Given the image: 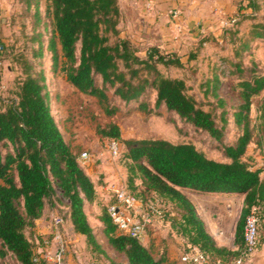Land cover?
<instances>
[{"label":"trees","instance_id":"obj_1","mask_svg":"<svg viewBox=\"0 0 264 264\" xmlns=\"http://www.w3.org/2000/svg\"><path fill=\"white\" fill-rule=\"evenodd\" d=\"M35 1H27L23 16L29 14L30 4L34 2L35 12L31 17L35 34L29 41L37 42L33 55L41 58L44 23ZM240 16L252 18L243 13ZM44 17L51 27L47 50L51 54L52 71L62 73L77 92L94 98L105 116L111 117L120 111L116 99L127 105L141 98L137 109L150 114L151 106L143 98L154 94L155 109L163 107L194 129L221 140L226 124L222 118L227 111L225 101L217 94L220 84L217 76L207 82V88L217 100L216 107L223 108L221 127L212 111L203 110L188 93L183 80L164 77L158 71V65L182 66L180 57L159 47L147 48L140 55L132 41L120 36L117 0H47ZM110 37H114V43ZM237 41L239 46L233 58L239 60H224L226 69L220 71L237 81L232 90L239 97L232 116L241 134L234 143L223 146L227 162L207 158L192 144L162 139L123 142L127 148L129 187L134 191L132 183L139 178L145 191L161 203L173 205L179 212V217L169 219L175 233L222 264L243 256L245 219L253 208L259 217L264 205L262 169H253L244 160L254 136L249 112L255 98H259L260 112L256 135L258 144L264 147V73L256 71L255 66L247 68L240 61L243 54H249L252 43L264 42V22L252 24L248 33ZM21 69L22 77L16 82L14 97L0 107V260L10 255L18 264L41 262L34 246V241H40L34 236L35 221L42 217L45 208H54L56 204L65 205L63 219L69 218L74 232L85 238L91 251L106 256L84 212V203L95 198L94 185L79 166L77 156L51 114L46 77L42 71L35 72L25 58L21 59ZM110 91L112 97L108 94ZM97 132L108 141L119 143L121 139L115 124L100 127ZM183 191L244 196L236 224L234 251L217 245ZM98 221L110 251L123 257L127 264H162L164 257L155 260L140 241L121 234L106 209Z\"/></svg>","mask_w":264,"mask_h":264},{"label":"rangeland","instance_id":"obj_2","mask_svg":"<svg viewBox=\"0 0 264 264\" xmlns=\"http://www.w3.org/2000/svg\"><path fill=\"white\" fill-rule=\"evenodd\" d=\"M26 4L28 2L26 3L24 0L20 3L22 9L20 10L21 16L26 11ZM236 5L232 17L224 23L221 30L214 33V36L207 32L201 34L197 39H187L182 43L180 51L162 47L166 52L168 51L176 55V57H180L182 66H157L158 71L164 77L183 80L188 87V93L201 104L203 110L212 111L218 126L221 127L223 121H221L220 117L223 108L216 107L217 100L212 97L207 88V82L214 75L217 76L220 83L217 94L225 101L227 111L225 117L222 118V120L226 119V124L220 141L215 140L205 132L194 129L190 124L181 121L176 114L169 113L163 107L155 109L154 94H147L143 98L151 106L152 112L150 114L137 109L141 98L127 105L116 99L115 103L119 106L120 111L111 117L105 116L94 98L77 92L65 81L62 73L58 72V70L52 71L51 54L47 50L48 40L51 36V27L48 24V19L43 17L44 7L42 6V0L38 1V10L42 14V22L44 23V26L41 28L43 44L42 57L37 58L33 55V52L36 51L37 42L29 41V38L35 34L34 22L31 17V14L35 12L34 2L30 4L29 14L27 16L25 15V17L18 18L15 25L11 26H16V30L14 32L13 30L10 31L9 45H4L1 61L0 107H3L7 100L14 97L13 93L16 90V82L19 77H22V58H25L32 64L35 72L42 71L46 77V84H48L50 91H53L55 94L52 111L53 118L60 128L64 140L77 156L78 164L81 163L83 165V163L89 162L80 159V154L85 151L91 156H95V159L91 157L94 166L103 167L104 169L102 170L110 172L112 175L107 180L104 174H100V177L96 181L98 189L100 187L102 188V186H110L107 201H104L102 196L97 195L92 202L86 201L84 203V212L90 226L96 222L100 224L98 226H101L98 219L102 216L104 209L107 210L108 206L114 204L115 189L125 188L129 192H134L141 208H145L142 211L143 213L146 212L147 207H152L154 210H159L163 214L161 219L152 216L153 219L150 224V229L147 230L148 226L144 234L146 236L145 239H147V246L152 245L153 247L150 250L153 258L159 261L164 257L165 260L166 252L169 249L167 243L178 246L176 256L172 260H163L162 264H186L180 261V257L183 252H187L186 250L189 244H187L184 238L175 233L171 228L169 220L179 217V212L173 205H165L153 194L145 191L139 178H136L132 183V186L138 188V190L133 191L129 187L130 175L126 167V162L128 161L125 158L127 148L123 142L130 140L162 139L175 144H192L209 159L228 161L223 156V146L234 143L241 134V131L233 123L232 116L236 111L234 108L239 103V97L232 90L233 85L237 81L229 76L222 75L220 72L226 69V64L222 62L228 59H233L234 62L239 60L238 58H233L235 50L239 46L237 38L242 34H247L252 24L260 21L264 22V0H242V3L237 2ZM242 13L245 16L251 15L252 18L243 19L240 16ZM114 41V37H110V42L114 43ZM137 48L140 55H143L146 49L150 47L147 45H138ZM248 53V55L243 54L240 61L247 68L255 66L256 71L264 73V42L252 43ZM7 66L10 67V71L7 70ZM111 93L110 91L108 94L112 97ZM258 107L259 98H255L249 112L251 119L250 128L254 136L251 143L247 146L244 160L253 169L261 168L262 173L260 177L264 179V147L258 144L259 137L256 135L258 133L256 127L259 124L258 116L260 115ZM107 124H115L120 130L121 139L118 143L120 156L117 160L112 159L106 152L105 145L108 139L101 137L97 132L98 128L104 127ZM262 144L264 145V141ZM4 152L5 150L2 153L4 154ZM182 193L193 204L198 216L204 222L208 233L217 245L234 251L236 249L234 246L236 224L239 220L244 196H212L188 191H183ZM48 209L54 213L55 219H63V215L66 212V207L63 204H56L54 208ZM259 217L256 247L241 260V264H264V205L259 211ZM93 230L96 238L97 229ZM216 234L219 235V238H217ZM26 235L30 237L28 232H26ZM58 236L59 238L53 237L56 242L55 248L56 250L59 248V241H61L65 250L68 249V253L72 256L70 258L72 264H127V261L123 257L115 255L112 251L110 252L114 255V261L107 254L103 256L102 254L92 252L91 247L87 246L83 236L80 244L83 242L82 244L85 247L81 248V252L77 251L75 254L73 247L64 241L61 232H59ZM46 241H34L36 251L39 248L47 247V243L43 245ZM36 255L40 256V253H36ZM41 260L42 263L38 260L37 264H57L55 260L50 262H47L43 258ZM66 262L64 260L62 264H66ZM0 264L18 263L12 256L8 255L5 259L0 260Z\"/></svg>","mask_w":264,"mask_h":264},{"label":"crops","instance_id":"obj_3","mask_svg":"<svg viewBox=\"0 0 264 264\" xmlns=\"http://www.w3.org/2000/svg\"><path fill=\"white\" fill-rule=\"evenodd\" d=\"M22 1L23 0H0V43L5 46L9 45L10 31L13 30L14 32L16 30V26H11L15 25L18 18L23 17V15L21 16L20 14V10H22L20 3ZM24 1L27 3L28 0ZM38 1L39 0H36L35 2L38 3ZM237 2L242 3V0H117L120 12L118 30L120 31L121 37L129 39L136 46L147 45L148 47H166L180 51L182 43L187 39H197L201 34L207 32L214 36L216 31L221 30L224 23L232 17ZM46 5L47 0H42V6L44 7L43 17L45 16ZM40 16L42 18L41 13ZM7 70H11L9 66H7ZM48 91L52 114L55 94L53 91H50L49 86ZM71 151L75 154L72 148ZM92 158L95 159V156L92 155ZM93 159L83 163V165L80 163L79 166L93 183L95 196L100 195L103 197L104 201H107L110 186H102V188L100 187L98 189L96 181L100 177V174H104L107 180H109L112 175L110 172L102 170L104 169L103 167L94 166L92 162ZM136 189L138 190V188ZM144 209L145 208H141L142 211H144ZM145 211H148V208H146ZM55 218L54 213L48 208H45L42 217L35 221V235L42 241L47 240L43 245L45 243L48 245L45 248H39L37 253H40V257L47 260V262L55 260L56 242L53 239ZM61 221L62 223L60 227H58V231L61 232L64 241L73 247V252L75 254L77 251L81 252V248L85 247L84 244H82L83 242L80 244L82 236L74 232L68 217L61 219ZM93 221L96 222L94 219ZM98 224V222L91 224L92 229H97L96 240L101 244L107 256L114 261V255L110 252L106 239L101 234L100 229H98L101 227L98 226ZM150 226L151 225H149L147 230L150 229ZM143 237L144 239L142 238L140 242L144 247L151 250L152 245L147 246L146 236ZM167 246L169 249L167 248L165 261L169 259L172 260L178 253L177 245H170L167 243ZM68 252L67 249L65 251L64 260L67 261L68 264H72L70 262L72 256Z\"/></svg>","mask_w":264,"mask_h":264},{"label":"built area","instance_id":"obj_4","mask_svg":"<svg viewBox=\"0 0 264 264\" xmlns=\"http://www.w3.org/2000/svg\"><path fill=\"white\" fill-rule=\"evenodd\" d=\"M4 51V45L0 43V81H1V61L2 54ZM1 88V86H0ZM106 152L109 156L117 160L120 156V148L116 141L109 140L105 145ZM92 156L87 152H82L80 154V159L83 161H89ZM115 202L107 208V212L116 226L117 230L121 234L128 235L138 241H141L146 228L151 224L153 219L152 216L156 218H162L163 214L159 210H154L152 207H147L148 211L142 212L138 199L130 193L125 188L115 189ZM62 221L61 218L54 220L55 232L54 236L59 238L58 227H60ZM258 230H259V217L256 210L253 208L251 213L246 217L243 226V239L245 245V251L243 256L230 262L229 264H241V260L246 257V255L254 250L258 240ZM65 248L61 241H59V248L55 252V261L57 264H62L64 261ZM187 252H183L180 261L186 264H222L219 260L212 259L197 248L188 245ZM88 264V263H85ZM92 264V263H89Z\"/></svg>","mask_w":264,"mask_h":264},{"label":"bare ground","instance_id":"obj_5","mask_svg":"<svg viewBox=\"0 0 264 264\" xmlns=\"http://www.w3.org/2000/svg\"><path fill=\"white\" fill-rule=\"evenodd\" d=\"M217 235V234H216ZM216 237V236H215ZM217 238H219V235H217Z\"/></svg>","mask_w":264,"mask_h":264}]
</instances>
